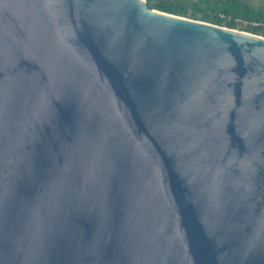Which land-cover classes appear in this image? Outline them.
<instances>
[{"label":"water","instance_id":"obj_1","mask_svg":"<svg viewBox=\"0 0 264 264\" xmlns=\"http://www.w3.org/2000/svg\"><path fill=\"white\" fill-rule=\"evenodd\" d=\"M0 264H264V37L0 0Z\"/></svg>","mask_w":264,"mask_h":264},{"label":"trees","instance_id":"obj_2","mask_svg":"<svg viewBox=\"0 0 264 264\" xmlns=\"http://www.w3.org/2000/svg\"><path fill=\"white\" fill-rule=\"evenodd\" d=\"M151 9L264 37V8L244 0H146ZM246 21L258 26L244 25Z\"/></svg>","mask_w":264,"mask_h":264},{"label":"rangeland","instance_id":"obj_3","mask_svg":"<svg viewBox=\"0 0 264 264\" xmlns=\"http://www.w3.org/2000/svg\"><path fill=\"white\" fill-rule=\"evenodd\" d=\"M246 3L252 4L256 7L264 8V0H244Z\"/></svg>","mask_w":264,"mask_h":264},{"label":"built area","instance_id":"obj_4","mask_svg":"<svg viewBox=\"0 0 264 264\" xmlns=\"http://www.w3.org/2000/svg\"><path fill=\"white\" fill-rule=\"evenodd\" d=\"M240 23H242V24H244V25H246V26H247V25H249V26H250V25H252V26H258V25H259V24H257V23H249V22L241 21V20H240Z\"/></svg>","mask_w":264,"mask_h":264}]
</instances>
